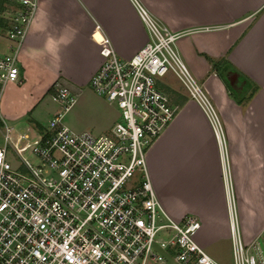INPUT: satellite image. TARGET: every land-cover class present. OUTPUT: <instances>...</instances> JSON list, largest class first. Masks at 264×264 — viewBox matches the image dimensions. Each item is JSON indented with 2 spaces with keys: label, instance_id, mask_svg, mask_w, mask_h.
Listing matches in <instances>:
<instances>
[{
  "label": "crops",
  "instance_id": "obj_1",
  "mask_svg": "<svg viewBox=\"0 0 264 264\" xmlns=\"http://www.w3.org/2000/svg\"><path fill=\"white\" fill-rule=\"evenodd\" d=\"M140 5L178 32L177 51L208 101L190 97L174 72L160 78L178 109L149 149V177L163 208L176 220L196 216L197 241L229 264L231 214L245 241L264 234V0H38L19 51L20 80L2 87L0 132L4 121L46 124L58 110L41 108L55 82L77 100L103 46L123 57L137 51L149 37ZM102 113L90 122L98 131L116 120L98 126Z\"/></svg>",
  "mask_w": 264,
  "mask_h": 264
},
{
  "label": "built area",
  "instance_id": "obj_2",
  "mask_svg": "<svg viewBox=\"0 0 264 264\" xmlns=\"http://www.w3.org/2000/svg\"><path fill=\"white\" fill-rule=\"evenodd\" d=\"M38 0H0V98L4 83L20 80L19 51ZM149 37L131 56L112 47L90 86L119 110L104 130L75 129L64 116L76 94L53 84L59 105L33 129L3 122L0 144V264H152L169 256L179 264H223L196 239L194 215L174 219L156 196L147 168L149 149L178 107L160 86L174 72L190 97L208 103L181 59L178 32L143 6ZM207 109L208 106H207ZM229 264H264V234L245 241L230 217Z\"/></svg>",
  "mask_w": 264,
  "mask_h": 264
},
{
  "label": "rangeland",
  "instance_id": "obj_3",
  "mask_svg": "<svg viewBox=\"0 0 264 264\" xmlns=\"http://www.w3.org/2000/svg\"><path fill=\"white\" fill-rule=\"evenodd\" d=\"M0 40L2 39L0 38ZM181 85L185 88L182 82ZM49 91L50 93H52L53 89H50ZM77 100L76 103L72 106V108L68 112H66L64 116L65 122L73 128L82 129L88 127L92 129L94 128L95 130L97 128L101 129V127L99 128L97 126L94 127L90 125V122L93 119L94 110L98 109L99 107L100 108L103 107V113L101 114V117L99 119L100 124L98 126L106 122L112 123L118 117L119 110L116 108V106L113 103L109 102L108 100L104 99L103 97L100 98L99 95L95 94L94 90L91 88L90 85L86 87L85 92H83L82 95H80L77 98ZM42 103L43 104L41 108L45 110L44 113L51 111V109L54 106L59 107V105L52 99L51 96L49 98H46ZM2 138H3L2 133L0 132V144L3 143ZM152 264H158V263L155 262ZM160 264H179V263L175 261L172 257L168 256L165 259V261Z\"/></svg>",
  "mask_w": 264,
  "mask_h": 264
},
{
  "label": "trees",
  "instance_id": "obj_4",
  "mask_svg": "<svg viewBox=\"0 0 264 264\" xmlns=\"http://www.w3.org/2000/svg\"><path fill=\"white\" fill-rule=\"evenodd\" d=\"M41 127V126H40Z\"/></svg>",
  "mask_w": 264,
  "mask_h": 264
}]
</instances>
